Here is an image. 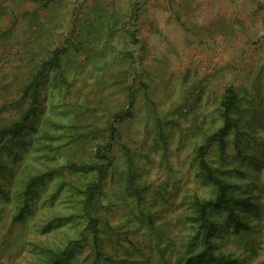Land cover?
Returning a JSON list of instances; mask_svg holds the SVG:
<instances>
[{"label":"rangeland","instance_id":"rangeland-1","mask_svg":"<svg viewBox=\"0 0 264 264\" xmlns=\"http://www.w3.org/2000/svg\"><path fill=\"white\" fill-rule=\"evenodd\" d=\"M134 1L55 0L39 12L51 34L38 42L60 50L59 66L41 85L23 136L1 155L0 264H41L45 248L67 249L60 264L90 263L82 224L66 220L79 213L81 196L71 192L85 178L66 166L92 160L106 124L129 100L131 116L117 125L101 185L100 216L120 251L131 252L132 264H176L186 229L181 218L190 197L207 189L194 149L219 123L218 101L227 86L239 96V134L258 146L245 148L241 161L229 136L224 154L214 147L209 155L228 170L226 181L253 195L259 216L250 221L253 257L240 254L224 230L214 239L216 252L264 264V0H147L132 42L127 31L136 27L129 18ZM128 158L149 231L138 222L135 197L124 191ZM30 176L41 181L17 220ZM57 218L61 225L52 226Z\"/></svg>","mask_w":264,"mask_h":264},{"label":"trees","instance_id":"trees-1","mask_svg":"<svg viewBox=\"0 0 264 264\" xmlns=\"http://www.w3.org/2000/svg\"><path fill=\"white\" fill-rule=\"evenodd\" d=\"M50 1L55 0H0V162L1 155L7 156L10 153V146L23 136L26 126L32 122L38 108L39 89L48 78L49 71L56 73L59 66L60 50H50L48 44L38 42L41 36L50 38V29L42 25L39 18V12ZM56 1L62 3V0ZM146 1L136 0L131 3V24H137L147 6ZM167 2L170 4L172 1ZM137 26L134 30L127 31V36L132 42H137ZM238 103L236 89L232 86L225 87L218 101L219 123L214 131L202 137L194 149L198 177L207 189L190 197L186 213L181 218V223L186 229L182 236L180 253L176 254V264H242L244 259L236 257L238 255L234 253L216 252L214 239L222 230L226 232V238L234 236L233 241L240 254L243 252L253 257L256 253L250 221L258 218L259 203L252 194L249 196L247 191L241 192L240 185L226 181L229 177L226 175L228 170H222L214 164L209 155L214 147L224 154L229 136H233L235 152L241 161L247 158L242 156L245 148L255 150L258 146L253 143L252 137L242 138L239 134L241 119L238 116ZM130 106L131 100L124 109L112 115L111 122L105 126L101 141L94 148L92 160L66 166L69 171L85 178L84 186L81 189L76 188V193L74 188L71 192L72 198L76 194L81 196L80 202H77L79 213L66 217V220L82 224L79 236L89 241L92 255L89 264H132L131 252L120 251L119 243L113 239L108 222L101 218L99 202L112 147L117 145V125L130 118ZM237 142L244 145L243 149H239ZM131 165L132 162L128 158L122 171L124 191L128 197H135V211L140 216L138 222L147 226L149 231L152 222L148 215L146 217L140 210V196L130 175ZM40 181V176H30L25 181L22 190L25 203L14 215L15 219L20 220L24 211L29 208L26 203L28 196ZM263 190L264 179L259 186V192ZM60 222L61 219L57 218L51 225L58 227ZM71 244L69 241L68 246ZM155 252V256L161 254L158 249ZM66 253V248H45L41 264H60Z\"/></svg>","mask_w":264,"mask_h":264}]
</instances>
